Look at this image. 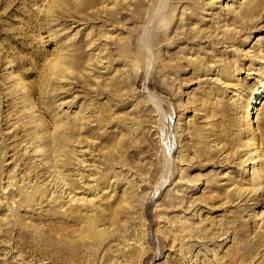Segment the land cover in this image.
Wrapping results in <instances>:
<instances>
[{"label": "rangeland", "instance_id": "1", "mask_svg": "<svg viewBox=\"0 0 264 264\" xmlns=\"http://www.w3.org/2000/svg\"><path fill=\"white\" fill-rule=\"evenodd\" d=\"M0 264H264V0H0Z\"/></svg>", "mask_w": 264, "mask_h": 264}, {"label": "bare ground", "instance_id": "2", "mask_svg": "<svg viewBox=\"0 0 264 264\" xmlns=\"http://www.w3.org/2000/svg\"><path fill=\"white\" fill-rule=\"evenodd\" d=\"M259 95H263V93H260V92H259ZM251 111H252V110H251ZM250 118H251V117H250Z\"/></svg>", "mask_w": 264, "mask_h": 264}]
</instances>
